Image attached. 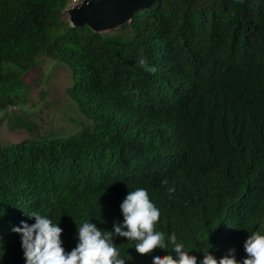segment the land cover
<instances>
[{"label":"trees","instance_id":"obj_1","mask_svg":"<svg viewBox=\"0 0 264 264\" xmlns=\"http://www.w3.org/2000/svg\"><path fill=\"white\" fill-rule=\"evenodd\" d=\"M72 2L0 0V110L25 106L23 76L46 56L68 74L74 128L0 145V264H26L12 229L35 223L27 213L59 223L71 252L77 224H122L137 187L198 264L201 251L242 261L264 227V0H157L109 34L72 27ZM113 242L126 264L176 258Z\"/></svg>","mask_w":264,"mask_h":264},{"label":"clouds","instance_id":"obj_2","mask_svg":"<svg viewBox=\"0 0 264 264\" xmlns=\"http://www.w3.org/2000/svg\"><path fill=\"white\" fill-rule=\"evenodd\" d=\"M138 64L153 75L157 72V68L149 66L144 57L138 60ZM162 184L167 185L168 181L165 179ZM168 191L171 195L175 189L169 188ZM121 211L123 223L115 224L114 231H104L89 221L80 224L75 222L79 242L71 252H66L63 247L61 239L63 229L59 223H54L47 215H42L38 211L26 214L29 219L35 220L34 224L29 225L22 221L21 226L13 227L12 231L21 236L26 264H126L125 259L121 258L119 247L113 242L114 236L127 238L129 242L134 241V248L141 256L150 255L157 248L168 251L171 246V253H175L176 258L172 254L154 256L153 264H198L197 257L189 255L186 245L178 242L175 232L166 236L164 232L156 230L155 225L160 219L161 212L151 202L145 188L137 187L129 191L121 204ZM262 233L264 227L250 232L244 243L247 256L242 261L236 259L235 250L219 260L211 251H201L203 260L200 264H264Z\"/></svg>","mask_w":264,"mask_h":264},{"label":"rangeland","instance_id":"obj_3","mask_svg":"<svg viewBox=\"0 0 264 264\" xmlns=\"http://www.w3.org/2000/svg\"><path fill=\"white\" fill-rule=\"evenodd\" d=\"M69 6L71 5L67 7ZM56 63L54 59L40 56L37 58L36 66L23 76L30 91L24 101L23 109L31 123L11 129L7 122L8 109L0 110V145L40 136L56 135V132H52L53 129L69 130V128L64 129L65 126L68 127L67 125H70V130L74 131L65 116L72 106V102L65 93L68 74L64 73L59 76L54 71ZM14 114L17 115V113Z\"/></svg>","mask_w":264,"mask_h":264},{"label":"water","instance_id":"obj_4","mask_svg":"<svg viewBox=\"0 0 264 264\" xmlns=\"http://www.w3.org/2000/svg\"><path fill=\"white\" fill-rule=\"evenodd\" d=\"M156 2L157 0H79L67 7L64 13L68 15L72 27L87 26L100 34L118 33L131 23L135 14L150 9ZM7 109V122L11 129L31 123L22 105L16 108L9 106Z\"/></svg>","mask_w":264,"mask_h":264},{"label":"built area","instance_id":"obj_5","mask_svg":"<svg viewBox=\"0 0 264 264\" xmlns=\"http://www.w3.org/2000/svg\"><path fill=\"white\" fill-rule=\"evenodd\" d=\"M78 2H79V0H73L72 4L78 3Z\"/></svg>","mask_w":264,"mask_h":264}]
</instances>
